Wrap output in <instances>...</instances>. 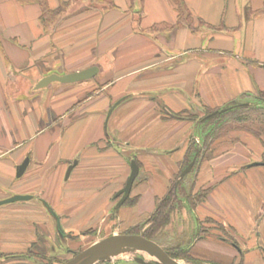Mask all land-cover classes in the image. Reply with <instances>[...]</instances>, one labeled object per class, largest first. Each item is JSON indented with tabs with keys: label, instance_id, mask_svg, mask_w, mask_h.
Instances as JSON below:
<instances>
[{
	"label": "crops",
	"instance_id": "obj_1",
	"mask_svg": "<svg viewBox=\"0 0 264 264\" xmlns=\"http://www.w3.org/2000/svg\"><path fill=\"white\" fill-rule=\"evenodd\" d=\"M59 2L47 0L51 10ZM111 2L71 3L44 33L37 5L0 0V201L31 197L0 206V264H22L6 256L40 252L58 234L48 208L65 232L100 222L111 229L131 160L139 163L128 197L136 202L118 209V221L129 228L148 219L196 138L189 116L264 93V69L255 65H264V14L255 15L264 0H180L179 23L172 0ZM154 25L174 28L145 33ZM93 66L90 80L36 88ZM262 152L261 138L232 132L193 170L190 188L209 194L184 216L193 218L192 237L206 230L194 243L204 258L234 262L245 252L264 264Z\"/></svg>",
	"mask_w": 264,
	"mask_h": 264
},
{
	"label": "trees",
	"instance_id": "obj_2",
	"mask_svg": "<svg viewBox=\"0 0 264 264\" xmlns=\"http://www.w3.org/2000/svg\"><path fill=\"white\" fill-rule=\"evenodd\" d=\"M83 1L85 0H60L58 7L54 10H51L48 7L47 0H17L18 4L22 6L37 5L39 7L41 12L39 21L44 33H49L59 23V20L64 16L67 8L71 3H80ZM90 1L94 5H101L109 8L114 7L111 0ZM172 2L176 4V6H178V23L181 19H184L186 21V18H182L183 14L181 12L180 0H172ZM260 14H264V8L255 13V15L257 16ZM172 28H174V26L154 25L153 27L146 30L145 33L171 30ZM255 65L264 69V65H259L256 63ZM95 94L96 93L92 94V96H95ZM243 98L246 103L248 102L247 104L240 105L235 103L230 109L228 108L226 111L221 113L220 111L222 110V108H206L204 110L203 118H201L200 123H197V125L195 119L193 120L192 118L195 125L201 129L203 134H205L204 137H201L203 139L202 149L199 150L198 144L195 142V138L191 139L188 142L187 150L180 170L174 178V181L170 185L166 194L162 198L157 200L154 213L148 219L129 227L125 232H123V234L138 235L142 226L144 225L147 226V228L143 233V237L155 242V238L169 227L174 214L180 210L182 206L181 198H184V201L189 209H195L196 205L203 202L209 194V189H199L198 191L194 192L193 187H191L189 192L186 193L183 189V184L176 186V181L178 180L180 173L185 169V167H187L194 160V169L196 166H198L199 163L204 160L207 155L212 153L213 149L215 148L216 142L223 139L228 135V133H231L233 131L246 132L252 134L256 138H264V93H259L257 96L246 94L243 96ZM174 117L183 118L184 116H182V114H177ZM200 155L203 158L200 159ZM136 163L139 168V163L137 161ZM260 163L261 165H264V142ZM135 202L136 200L127 199L122 206H134ZM114 209L116 210L115 207ZM205 222L209 225L213 224L212 220H205ZM217 229H220V227L217 226ZM203 233H206V230L201 227L199 228V231L195 233V235L198 238L199 235ZM89 234H92L91 231L82 233L83 236H87ZM186 247L188 248L187 245H184V248L177 245V247H173L172 249H164V251L173 259H180L182 257L184 260L194 261ZM21 256L22 255H8L6 257L14 258Z\"/></svg>",
	"mask_w": 264,
	"mask_h": 264
},
{
	"label": "rangeland",
	"instance_id": "obj_3",
	"mask_svg": "<svg viewBox=\"0 0 264 264\" xmlns=\"http://www.w3.org/2000/svg\"><path fill=\"white\" fill-rule=\"evenodd\" d=\"M196 117L197 115L189 116L190 119L192 118L193 120L195 119L197 125V123H200L201 119ZM196 125L194 132L195 134H193L192 137H197L195 138V142L198 144L199 150H201L203 145L202 142L203 139L201 137H204L205 134H203L201 129ZM234 132H238V131H233V133ZM261 139L264 142V138L261 137ZM201 158L203 157L200 155V159ZM194 169L192 167L191 170L188 172V174L178 184V185L183 184L182 186L186 193L189 192L190 185L194 176L193 175ZM181 203L182 206L180 210L174 214L172 222L169 225V227L166 228L164 232H162L160 235H158L155 238V242L163 249H172L173 247H177V245L181 246L182 248H184V245L188 246V248L187 247L186 248L188 249L189 254L191 255L194 261H187L181 257L180 259H176L180 264H247V262L249 263L250 261L256 260L253 254L245 253V252L243 255L240 256V260L238 261L236 260L234 262H231L227 258L224 259L223 262L215 261L214 257H218V255H213V253H211L210 255H205V256H209V258L212 257L213 260L211 259L209 260L207 258H204V256H201V254L198 253L197 249H195L194 247L195 245L194 243L197 241L198 238L192 237V233H193L192 228L193 226H195L193 223V218L187 212L185 213L186 216H184V208H188V206L184 201V198H181ZM114 207L116 208V210L114 209ZM118 209H120V207L117 208L116 204L112 208L113 220H111V223L113 224V226L111 229L107 231L101 229L102 222H100L99 224H97L98 226L94 225L88 229L83 228V230H80L77 233L76 232L68 233L64 231L63 238H61L58 234H53L51 238L42 242L43 243L42 245L44 247L43 248L42 246L40 247V252L33 253L29 251L24 257H18V259L22 260L20 261L22 262V264H64L66 261H68L73 257V253H79L85 250L86 248H88L89 246H91L92 244H94L95 242L100 241L101 239L108 237L110 235L123 234V232H125L128 229V228H123L122 223L118 221ZM146 228L147 226L143 225L139 234L143 235ZM88 231H91L92 234H89L87 236L82 235L83 232H88ZM227 241L233 242V240L229 238H227ZM258 249L260 251L259 255L261 259L263 258L264 260V253H262L263 252L262 248L258 247ZM116 253L120 255H117L115 257L109 256L106 259L98 261L96 264H136L134 262V259L137 257L144 259L146 262L153 261V258L147 257L146 254L134 250L120 251ZM252 264H254V262Z\"/></svg>",
	"mask_w": 264,
	"mask_h": 264
},
{
	"label": "water",
	"instance_id": "obj_4",
	"mask_svg": "<svg viewBox=\"0 0 264 264\" xmlns=\"http://www.w3.org/2000/svg\"><path fill=\"white\" fill-rule=\"evenodd\" d=\"M98 73V68L93 66L80 72L67 74L64 76L50 75L43 78L36 86L37 89L43 88L52 82H58L60 84H73L80 83L92 79ZM226 109L220 111L224 112ZM230 109V108H229ZM112 109L109 110L108 115H110ZM29 160L26 158L17 168L16 177L20 178L27 166ZM194 161H192L185 169L180 173L176 185L181 182V180L188 174V172L193 167ZM258 163L252 164V166ZM72 166L68 168L66 173V178L68 177ZM139 168L135 160L130 161V174L126 180L124 187L118 191L115 195V199H118L116 207H121L129 197L133 183L138 178ZM31 200L30 196L16 195L8 199L0 201V206L13 204L17 202H25ZM47 207V206H46ZM48 208V207H47ZM51 216L55 219L56 230L58 235L63 238L64 230L62 229L59 218L54 214V212L49 209ZM134 250L142 252L153 258L152 262H146L142 258H135L134 262L136 264H180L176 259L171 258L164 249L159 246L156 242L151 241L143 237L142 234L138 235H125V234H113L108 237L95 242L85 250L79 253H73V257L66 261L64 264H96L98 261L103 260L111 256L112 254L120 251Z\"/></svg>",
	"mask_w": 264,
	"mask_h": 264
},
{
	"label": "bare ground",
	"instance_id": "obj_5",
	"mask_svg": "<svg viewBox=\"0 0 264 264\" xmlns=\"http://www.w3.org/2000/svg\"><path fill=\"white\" fill-rule=\"evenodd\" d=\"M117 255H120V254H117V253H115V254H112L110 257H115V256H117ZM147 257H150V256H148V255H146Z\"/></svg>",
	"mask_w": 264,
	"mask_h": 264
}]
</instances>
